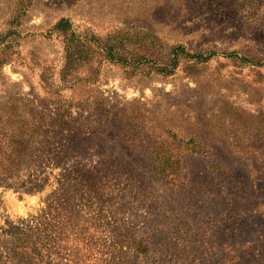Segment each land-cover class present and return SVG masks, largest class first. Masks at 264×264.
I'll list each match as a JSON object with an SVG mask.
<instances>
[{"label":"rangeland","instance_id":"rangeland-1","mask_svg":"<svg viewBox=\"0 0 264 264\" xmlns=\"http://www.w3.org/2000/svg\"><path fill=\"white\" fill-rule=\"evenodd\" d=\"M219 168L264 182V0H0V259L225 264Z\"/></svg>","mask_w":264,"mask_h":264},{"label":"trees","instance_id":"trees-1","mask_svg":"<svg viewBox=\"0 0 264 264\" xmlns=\"http://www.w3.org/2000/svg\"><path fill=\"white\" fill-rule=\"evenodd\" d=\"M217 174L223 183H228L232 193V199H229L230 197L227 199L230 201L229 208L224 213L225 224L234 226L231 234L228 233L231 239L228 244L230 258L225 259V264H264V182L252 184L241 180L238 182L234 178L230 182L220 168L217 169ZM236 224H241L240 228ZM45 226L43 220H39L35 226V233L32 231L33 228L25 223L11 227V234L16 238L11 257L18 258L16 259L18 262L0 259V264H38L32 260L35 254L29 253L31 249L36 250L30 241L32 236L38 240L47 239ZM236 229H239V234ZM237 243L238 248H234ZM143 246L142 242L139 243L137 251L146 253L148 249ZM156 263L163 264V260L159 259Z\"/></svg>","mask_w":264,"mask_h":264}]
</instances>
